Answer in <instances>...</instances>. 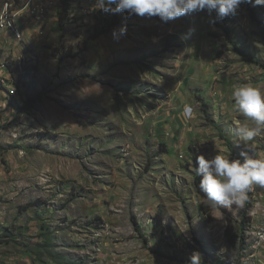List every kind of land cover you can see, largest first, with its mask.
<instances>
[{
  "label": "rangeland",
  "instance_id": "obj_1",
  "mask_svg": "<svg viewBox=\"0 0 264 264\" xmlns=\"http://www.w3.org/2000/svg\"><path fill=\"white\" fill-rule=\"evenodd\" d=\"M54 1L44 34L29 22L18 41L14 18L34 3L0 0L13 22L4 49L15 52L0 51L10 108H0V264H187L193 251L202 264H237L264 216V187L253 185L243 208L214 207L193 169L218 150L242 159L231 92L264 87L263 33L247 4L223 20L207 10L168 22L134 15L119 40L112 30L81 50L95 0H69L65 34ZM254 8L264 20V5ZM25 84L40 96L29 114ZM186 104L194 115L181 120ZM252 143L264 154V137Z\"/></svg>",
  "mask_w": 264,
  "mask_h": 264
},
{
  "label": "clouds",
  "instance_id": "obj_2",
  "mask_svg": "<svg viewBox=\"0 0 264 264\" xmlns=\"http://www.w3.org/2000/svg\"><path fill=\"white\" fill-rule=\"evenodd\" d=\"M253 6L264 5V0H95L93 11L117 14L127 11L129 15L140 17H159L168 22L194 12L207 10L215 12L216 19L223 20L234 16L242 3ZM190 28L185 38L194 34ZM126 25L113 30V38L119 40L126 35ZM231 96L235 112L243 119L234 122L233 134L236 145L242 146L240 157L233 158L231 153L219 152L211 158L204 155L196 157L194 172L200 177L199 190L214 207L230 209L232 206L243 208L248 200V192L253 185L264 187V154L258 155L252 143L264 137V87L251 83L234 86ZM185 119H192L194 109L186 104L183 108ZM187 264H202V255L193 251Z\"/></svg>",
  "mask_w": 264,
  "mask_h": 264
},
{
  "label": "trees",
  "instance_id": "obj_3",
  "mask_svg": "<svg viewBox=\"0 0 264 264\" xmlns=\"http://www.w3.org/2000/svg\"><path fill=\"white\" fill-rule=\"evenodd\" d=\"M12 1H13V4L16 8H22L25 4L30 2V0H12ZM243 4H247L245 7L248 11L250 18L261 27L262 33H263V38H264V20L259 19L257 17L256 9L254 8L252 3L248 4V2H245ZM71 11L72 10H71L70 5H69V0H61V8H59V10L57 12L58 13L57 14V17H58L57 23H58L59 30L63 34H65V32L67 30V24L72 20ZM132 16H134V14L129 15V13L127 11L117 13V14H111V13H104L103 11L100 10L98 13L95 14V22H94L93 26L91 27V33L84 40V46L81 48V50L86 49V44L90 40H93L100 35L107 34V33L111 32L112 30L117 29L127 19L131 18ZM174 37H176V35ZM181 45L182 44L180 42H178L175 45V47H180ZM75 54H76V52H74V53L67 52L65 55L62 56V59L65 57H74ZM252 61L256 62L254 60H252ZM256 63L259 66H261L262 68H264V63H262L260 61H258ZM14 67L16 68V70H19L18 65H15ZM29 67H30L29 65L23 66L22 69L24 71V70L28 69ZM15 68H14V70H15ZM16 80H18V77L16 78ZM25 87H26V91H27V98L24 101V105L22 106V110L25 113L29 114V113H31L32 109L38 103L40 96L35 95L34 92H32V91H29L30 90L29 84H25ZM242 223L244 224L245 221H243ZM241 228H243V225L240 226V229ZM244 229L245 228H243L242 231Z\"/></svg>",
  "mask_w": 264,
  "mask_h": 264
},
{
  "label": "bare ground",
  "instance_id": "obj_4",
  "mask_svg": "<svg viewBox=\"0 0 264 264\" xmlns=\"http://www.w3.org/2000/svg\"><path fill=\"white\" fill-rule=\"evenodd\" d=\"M1 15L3 16V18H7L3 14ZM10 27H13L12 21L0 20V29L10 28ZM17 35H19V38H16V39L18 41L22 40V35L20 33H17ZM0 68L6 69L7 67L6 65L2 64V67ZM4 82H5V77H4V74L0 70V86L3 85ZM253 216L256 217L258 215L254 214ZM263 218H257L256 221L254 222L252 221L253 223L251 222L252 224L250 223V227L248 226L249 227L248 235H250L251 238H250V241H248V243L241 244L242 246L240 247V250H241L240 254L237 257V264H256V257H257V264H264V222H263ZM255 239H256V245H255ZM245 247L247 248V250L245 249Z\"/></svg>",
  "mask_w": 264,
  "mask_h": 264
},
{
  "label": "built area",
  "instance_id": "obj_5",
  "mask_svg": "<svg viewBox=\"0 0 264 264\" xmlns=\"http://www.w3.org/2000/svg\"><path fill=\"white\" fill-rule=\"evenodd\" d=\"M49 8L51 7L48 5L47 0H34L33 5H26V9L24 10V13H17V22L20 23V25H27L29 22L35 24L37 26L38 33L40 35L42 22L45 20V16ZM10 11L14 12L13 7L10 8ZM0 20L10 21V18H3V16L0 15ZM0 39L4 40L1 30H0ZM8 41L5 40V43H2L0 46L2 50L5 51V56H15V52H13L12 48H7V50L4 49L6 46L8 47L7 44ZM14 41L17 43V40ZM5 77L8 79V76ZM12 90H13V81H12ZM0 108L4 110L10 109L8 106H3L1 101H0ZM255 245H256V239H255ZM256 264H257V257H256Z\"/></svg>",
  "mask_w": 264,
  "mask_h": 264
},
{
  "label": "crops",
  "instance_id": "obj_6",
  "mask_svg": "<svg viewBox=\"0 0 264 264\" xmlns=\"http://www.w3.org/2000/svg\"><path fill=\"white\" fill-rule=\"evenodd\" d=\"M31 1V0H30ZM48 1V5L51 7V8H49L48 9V12H49V10H54L55 9V1L54 0H47ZM32 3H34V0H32ZM48 18V17H47ZM14 20H15V28L19 31V32H21V34H22V36H23V38H24V32H23V29H22V27L24 26L25 27V25H20V23H18L17 22V20L14 18ZM45 21V20H44ZM42 29V28H41ZM1 30V32H2V34L4 35V33L5 34H9L10 35V37L12 38V34H11V32L9 31V30H5V28H1L0 29ZM42 33L44 34V32H43V29H42ZM25 34H26V32H25ZM42 34V35H43ZM9 36L8 35H5V36H3V39L4 40H9V39H7ZM17 43H18V41H17ZM2 50V48H1V46H0V51ZM181 112H180V118H181V120L184 118V116H183V109L182 110H180Z\"/></svg>",
  "mask_w": 264,
  "mask_h": 264
}]
</instances>
